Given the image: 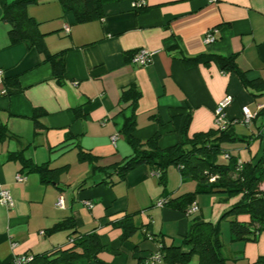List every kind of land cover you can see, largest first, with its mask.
<instances>
[{"label": "crops", "instance_id": "1", "mask_svg": "<svg viewBox=\"0 0 264 264\" xmlns=\"http://www.w3.org/2000/svg\"><path fill=\"white\" fill-rule=\"evenodd\" d=\"M144 1L136 11L135 0H104L100 16L80 23L60 0L28 4L24 14L48 54L63 58L58 78L36 46L11 43L3 13L14 0H0V189L12 196L11 205L0 202V264L67 249L70 236L87 233L97 234L103 246L98 259L58 264H162L153 259L158 240L178 244L191 219L205 217L197 198L193 214L157 205L195 189V181L182 180L175 166L168 167L165 186L145 165L124 179L97 184L102 174L92 173V164L81 158L83 150L97 156L96 165L107 166L132 155L121 132L132 108L120 98L132 85L141 94L133 131L138 139L157 135L159 147L167 148L181 140L186 119L189 136L214 129L215 108L230 95L225 112L234 139L222 141V148L241 160L264 150V119L257 115L264 108V0ZM209 29L215 39L206 43ZM139 48L152 53L147 64L132 61ZM218 54L233 55L254 84L244 86L236 72L223 71ZM243 106L253 114L249 123L242 121ZM40 111L43 127L34 129L32 116ZM26 160L57 169L56 180L42 182L37 171L24 167ZM60 195L63 207L55 205ZM68 218L75 234L47 231ZM125 225L136 230L123 239ZM230 247L251 264L264 255V231L255 242ZM189 264H197V257Z\"/></svg>", "mask_w": 264, "mask_h": 264}, {"label": "trees", "instance_id": "2", "mask_svg": "<svg viewBox=\"0 0 264 264\" xmlns=\"http://www.w3.org/2000/svg\"><path fill=\"white\" fill-rule=\"evenodd\" d=\"M41 0H14L10 5L4 6L3 18L10 23L9 36L11 43L26 41L28 46L36 48L47 55L45 60L51 61L54 74L60 78L63 74V58L58 54H48L42 40V34L36 29L33 20L24 14L25 7L30 3ZM104 0H60L63 8L71 10L75 21L80 23L100 16V6ZM138 0H135L137 2ZM144 1V0H143ZM145 1L141 6L135 7L136 11L145 8ZM197 59V57L193 58ZM220 68L232 70L239 76L241 83L248 86L252 81L247 80L235 62L233 55H216ZM140 90L132 85L122 90L121 100L128 103L132 113L125 117L121 132L126 142L132 148V155L107 166L95 164L97 156L80 150L81 158L89 160L92 164V173H101L102 177L96 181L111 183L115 177L124 179L127 173L137 166L145 165L149 170L160 178L166 185V171L169 166L179 169L182 180L192 179L195 181V189L183 193L174 198L164 199L163 205L179 212L187 213L192 204L196 205L197 194L221 192L224 194L223 216H229V227L232 240L255 242L259 234L264 231V189L260 187L264 183V150L261 154H254L248 160H241L237 155L229 152L228 161L218 162V155L223 154L221 142L234 139L228 133V127L224 130L217 128L207 131L187 134L188 120L182 128V138L179 142L167 148H160L158 136L153 135L141 140L134 136L136 126L135 108L140 97ZM123 111V110H122ZM42 111L32 116L34 129H40L43 124L39 120ZM257 115L264 119V108ZM24 167L37 171L42 182H54L58 170L50 168L46 164L36 165L26 160ZM197 206V205H196ZM198 209V207H197ZM195 213V212H194ZM193 214V213H192ZM200 215L191 219L189 229L183 235L181 242L167 243L163 238L158 240V249L162 264H189L193 256L197 257V264H224L221 256V240L217 225L203 220ZM73 229L70 235L77 232L74 222L68 218L56 222L47 228L48 232ZM136 230L133 225H125L123 239H126ZM71 247L67 249H55L48 254H32V259L24 264H58L59 262L74 263L80 258L97 260V255L103 249L99 237L95 233H87L77 237L70 236ZM183 245H190L188 251L182 250ZM59 254V255H57ZM11 264V262L9 263ZM251 264H264V255L258 256Z\"/></svg>", "mask_w": 264, "mask_h": 264}, {"label": "built area", "instance_id": "3", "mask_svg": "<svg viewBox=\"0 0 264 264\" xmlns=\"http://www.w3.org/2000/svg\"><path fill=\"white\" fill-rule=\"evenodd\" d=\"M210 1H215V0H210ZM143 0H138L137 2H134L135 7L141 6L143 4ZM66 30H68V27H66ZM214 29H209L205 35H204V42H211L215 39V36L213 34ZM151 55L152 53L145 49V48H139L137 49L132 56V61L141 65L147 64L151 60ZM2 74V71L0 70V75ZM232 101V97L230 95L225 96L221 101L218 102L215 112H214V126L215 128L219 130H224L228 126H230L231 123H233V120H230L226 116L225 108L227 105ZM242 121L245 123H249L252 118L253 114L250 112L247 106L242 107ZM115 139V136H112V140ZM224 158L229 157V152L225 151L223 154ZM17 181H23L24 177L22 175H17L16 176ZM0 202L6 205H11L12 203V196L10 194V191L7 188H1L0 189ZM165 200L164 199H159L157 201V205L162 206L164 204ZM87 205L91 206V203L89 201L85 202ZM56 206L58 207H63V198L60 195L55 203ZM197 211V206L195 204H192L189 206L187 209L186 214H192ZM161 255L158 251H156L153 254V259L160 261ZM32 259L31 254H22L19 256H15L13 260L11 261V264H24Z\"/></svg>", "mask_w": 264, "mask_h": 264}, {"label": "rangeland", "instance_id": "4", "mask_svg": "<svg viewBox=\"0 0 264 264\" xmlns=\"http://www.w3.org/2000/svg\"><path fill=\"white\" fill-rule=\"evenodd\" d=\"M228 161L224 158L222 154L218 155V162L223 163ZM264 189V183L260 185ZM205 207V217L203 220L211 222L214 225H217L219 228V236L221 240V256L224 260V264H248L247 260L241 256H236L232 252L230 247L233 244V250L237 249V244H244V241L241 240H232L229 220V216H223V213L226 209L224 206V194L221 192H210V193H200L196 197ZM214 206V209H212ZM196 214L195 216H198ZM242 246V245H241Z\"/></svg>", "mask_w": 264, "mask_h": 264}]
</instances>
